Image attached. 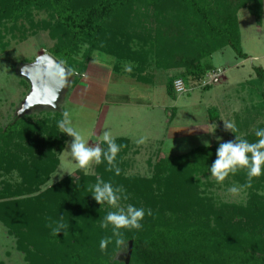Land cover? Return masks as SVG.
<instances>
[{
	"label": "trees",
	"instance_id": "16d2710c",
	"mask_svg": "<svg viewBox=\"0 0 264 264\" xmlns=\"http://www.w3.org/2000/svg\"><path fill=\"white\" fill-rule=\"evenodd\" d=\"M166 1L171 8L164 14L156 13L154 18L174 27L175 37L156 30L157 69L183 70L182 81L188 77L199 81L212 70L203 61L224 46L239 59L247 58L241 50L237 15L247 9L260 20L263 0H0V27L11 23L9 31L13 32L23 20L33 31L48 32L55 43L49 54L71 71L75 86L78 77L73 70L84 73L93 52L125 60L118 54L122 50L118 49L121 44L115 29L125 32L143 28L139 20L145 21V7ZM32 11L46 12L48 21L34 23ZM132 15L136 17L131 19ZM180 37L189 41L188 51L178 47ZM169 39L175 48L165 51L162 47ZM254 71L258 78H264L261 68ZM138 72L136 81L150 84L141 76L142 70ZM174 81L166 88L173 100ZM22 84L29 88L26 79ZM62 118V111H53L39 120L25 116L0 128V174L17 173L19 177L18 182L0 187V223L16 238L28 264H117L109 259L117 247L114 242L106 251L100 249V241L112 236L111 225L108 229L100 225L113 210L111 205L97 204L88 190L98 177L124 188L128 199H122L120 205L133 204L152 212L145 215L142 229L120 230L131 242L129 264L237 263L242 258L264 264V197L251 194L244 205L229 206L200 191L199 178L211 176L209 167L219 144L173 159L158 158L150 179L124 177L120 154L116 158L119 175L114 169L109 171L105 161L96 165L95 176L84 177L80 172L42 192L41 187L59 165L57 154L65 147L66 138L58 127ZM241 138L250 143L259 139L255 133ZM115 140L126 150L127 139ZM101 146L107 150L106 143ZM228 177L239 183L248 181L244 169ZM251 182L264 184V175ZM60 224L64 227L57 234ZM251 225L261 229L257 239L249 232Z\"/></svg>",
	"mask_w": 264,
	"mask_h": 264
},
{
	"label": "rangeland",
	"instance_id": "374dc122",
	"mask_svg": "<svg viewBox=\"0 0 264 264\" xmlns=\"http://www.w3.org/2000/svg\"><path fill=\"white\" fill-rule=\"evenodd\" d=\"M145 8L148 9L145 21L143 18L139 20L144 29L135 27L122 32L118 28L114 31L121 44L118 49L120 48L122 53L118 54L124 56L125 60L93 52L85 64L84 73L73 70L78 77L77 85L73 86L71 79L57 110L71 114L73 126L93 147H102L105 132H109L115 139H129L126 150L121 149L118 155H122L123 176L138 179H150L160 157L177 158L205 147V141L214 146L233 141L235 136L241 138L255 133L256 129L264 127V78H258L254 71L255 68H261L264 72V0L260 20L252 16L247 9L239 11L237 15L241 50L247 58L239 59L231 48L224 46L221 51L203 61V64L210 66L212 70H224L217 84L200 88L199 82L203 78L195 81L188 77L184 83L190 91L185 95L175 96V100L167 95L166 88L170 82L182 78L183 70L163 71L156 68L158 42L154 39L156 30H162L160 32L164 36L167 33L175 37L174 27L164 24L163 26L154 18L156 13L167 12L171 5L167 1L166 4L151 2ZM134 10H137V7H134ZM135 17L132 15L131 19ZM48 19L46 12L32 11L34 23ZM10 27L11 23L0 27V128L17 122L15 121L17 113L30 94V84L27 80L28 89L22 84L25 78L21 73L39 56L49 54L55 44L49 38L48 32L33 31L26 21L20 20L13 32L9 31ZM178 47L182 51H188L189 41L181 38ZM173 48L175 45L172 39L162 47L165 51ZM79 61L83 62L82 58ZM125 65L132 66L130 74L124 71ZM140 69L141 76L150 84L136 81L134 77L140 74L138 72ZM106 94L107 101H104ZM125 99L131 102L135 100L134 103L139 101L138 103L142 105L126 106L122 103L116 107H108V110L104 109L109 103L121 104L126 102ZM145 103L148 107L144 106ZM53 111L56 110L38 108L25 116L39 120ZM224 123L235 124L234 134L225 130ZM214 129V133H209ZM62 134L66 138V143L64 150L57 154L59 165L49 176L45 186L41 187L42 192L57 185L66 177L74 178L80 172L84 177L96 175L95 162L84 169L74 162L70 153L66 152L70 151L69 145L73 138ZM217 137L221 138L219 142ZM141 139L144 142L138 143ZM58 173L63 175L53 177ZM199 180L203 195L210 196L221 204L242 206L251 194L264 197V184L255 185L251 182L250 188L230 193L229 188L244 186L248 181L239 183L227 177L222 183H217L212 176L201 177ZM18 181L17 173L11 176L0 174V187ZM102 206L107 207L108 204ZM119 206L125 207L120 204ZM110 208L116 210L113 206ZM253 227L254 225L250 227L252 231L249 232L257 239L261 229ZM130 243L127 242V248L116 247L115 252L110 255V261L117 264L125 263ZM130 258L131 254L128 264ZM0 264H28L25 255L17 248L16 238L10 235L1 223ZM208 264H263V262L242 258L237 263L230 260Z\"/></svg>",
	"mask_w": 264,
	"mask_h": 264
},
{
	"label": "clouds",
	"instance_id": "9594fccd",
	"mask_svg": "<svg viewBox=\"0 0 264 264\" xmlns=\"http://www.w3.org/2000/svg\"><path fill=\"white\" fill-rule=\"evenodd\" d=\"M132 70L131 65L124 66L126 73L130 74ZM58 127L61 133L73 138L69 145L70 151L66 152L70 153V156L74 162L79 164L80 168H87L92 162L100 165L107 161V164L110 166L108 170L112 171L114 169L116 175L120 174V169L116 165V158L121 150V145L116 143L115 138L109 132L103 134V142L107 144V150H105L100 146H91L83 138L81 133L73 126L71 114L67 111L63 113V118L58 122ZM224 128L233 134L236 131L234 123H224ZM214 132L215 129L209 133ZM255 136L259 138L255 143H250L247 139L237 136H235L233 141L219 143V147L216 150V159L211 167H209V173L215 178L216 182L222 183L230 174L235 175L238 170L244 169L247 171L248 183L241 187L232 186L228 189L230 193H238L244 188H250L253 178L264 175V128L256 129ZM216 139L219 142L221 138L217 137ZM143 142V139L138 141V143ZM204 146L211 147L207 141H205ZM57 175L62 176L63 173H58L53 177ZM88 190L92 193V198L100 206L106 203L116 208L115 211H109L101 222L100 227L102 229H108L109 225L112 226V236L100 241L101 251H106L108 246L113 242L119 248H127L128 241L124 239L123 232L120 230L142 229V221L146 214L152 215L151 210H146L143 207L138 208L133 204L120 207L119 202L122 199H128L124 188L122 186L116 187L111 182H105L99 177L94 185L89 186ZM63 227V224L58 226L56 229L57 234ZM113 238L115 239L113 240Z\"/></svg>",
	"mask_w": 264,
	"mask_h": 264
},
{
	"label": "water",
	"instance_id": "95a60500",
	"mask_svg": "<svg viewBox=\"0 0 264 264\" xmlns=\"http://www.w3.org/2000/svg\"><path fill=\"white\" fill-rule=\"evenodd\" d=\"M30 84V94L17 113L15 121L38 108L58 110V105L72 79V73L61 62L49 54L39 56L21 73ZM129 254L125 264H128Z\"/></svg>",
	"mask_w": 264,
	"mask_h": 264
},
{
	"label": "built area",
	"instance_id": "2783aa9c",
	"mask_svg": "<svg viewBox=\"0 0 264 264\" xmlns=\"http://www.w3.org/2000/svg\"><path fill=\"white\" fill-rule=\"evenodd\" d=\"M223 75L221 70H210L208 71L203 79L199 82L200 83V88L203 87H209L217 84L219 81L220 77ZM173 90L176 95L181 96L187 94L190 89L187 87V85L182 81L181 79H177L173 83Z\"/></svg>",
	"mask_w": 264,
	"mask_h": 264
},
{
	"label": "crops",
	"instance_id": "0c3cea01",
	"mask_svg": "<svg viewBox=\"0 0 264 264\" xmlns=\"http://www.w3.org/2000/svg\"><path fill=\"white\" fill-rule=\"evenodd\" d=\"M230 69H231V67H230ZM107 97H108V94L105 95V100H104V101H107ZM125 100H126V102H121V104H112V103H109V105H105L104 109H107V110H108V107H109V108H110V107H116V106L122 105V103H123L124 105H126V106H128V105H137V106H138V105L140 104V103H138L139 101L136 102V103H134L135 100H134L133 102L128 101L127 99H125ZM140 105H142V104H140ZM144 106L148 107V104L145 103ZM116 139H118V138H116ZM124 139H127V138H124ZM127 140H129V139H127Z\"/></svg>",
	"mask_w": 264,
	"mask_h": 264
},
{
	"label": "bare ground",
	"instance_id": "6f19581e",
	"mask_svg": "<svg viewBox=\"0 0 264 264\" xmlns=\"http://www.w3.org/2000/svg\"><path fill=\"white\" fill-rule=\"evenodd\" d=\"M214 70V69H213ZM217 70H221V69H217ZM222 72H223V74H224V70H221ZM176 96H178V95H176Z\"/></svg>",
	"mask_w": 264,
	"mask_h": 264
}]
</instances>
